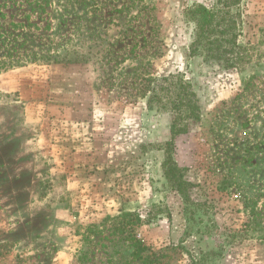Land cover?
<instances>
[{"label": "rangeland", "instance_id": "1", "mask_svg": "<svg viewBox=\"0 0 264 264\" xmlns=\"http://www.w3.org/2000/svg\"><path fill=\"white\" fill-rule=\"evenodd\" d=\"M213 1L0 0V264H264V0L241 6L245 71L190 54L186 10ZM170 74L201 108L174 150L212 205L193 220L143 93Z\"/></svg>", "mask_w": 264, "mask_h": 264}, {"label": "trees", "instance_id": "2", "mask_svg": "<svg viewBox=\"0 0 264 264\" xmlns=\"http://www.w3.org/2000/svg\"><path fill=\"white\" fill-rule=\"evenodd\" d=\"M242 3L243 0H214L210 6L198 3L186 10V18L194 24L195 32L190 49L191 56H202L206 61H215L226 70L245 71L251 63V55L249 49L239 43ZM143 93L150 110L157 109L171 116V139L164 144L165 158L162 163L163 175L167 183L181 196L189 219L193 220L195 216V211H192L191 207L202 209L204 214H207L212 205L207 201L193 199L192 190L195 184L187 179V169L180 167L174 159L177 137L188 134L191 125L200 121L201 108L197 94L191 83L176 74L160 78L149 76ZM250 218L245 230L256 223L257 215L255 216L253 212ZM262 222L263 220H259L257 224L261 225ZM231 237L234 239L236 235ZM137 250L138 256H136L140 259L139 253L143 252L144 248L138 245ZM222 255L220 252L210 251L192 264H205L212 257ZM144 262L155 264L157 261L148 258Z\"/></svg>", "mask_w": 264, "mask_h": 264}]
</instances>
